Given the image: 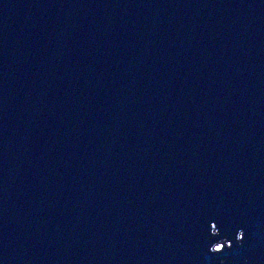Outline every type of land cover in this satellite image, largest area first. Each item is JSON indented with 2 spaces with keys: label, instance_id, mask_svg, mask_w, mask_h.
I'll use <instances>...</instances> for the list:
<instances>
[{
  "label": "water",
  "instance_id": "obj_1",
  "mask_svg": "<svg viewBox=\"0 0 264 264\" xmlns=\"http://www.w3.org/2000/svg\"><path fill=\"white\" fill-rule=\"evenodd\" d=\"M0 264H264V0H0Z\"/></svg>",
  "mask_w": 264,
  "mask_h": 264
},
{
  "label": "snow or ice",
  "instance_id": "obj_2",
  "mask_svg": "<svg viewBox=\"0 0 264 264\" xmlns=\"http://www.w3.org/2000/svg\"><path fill=\"white\" fill-rule=\"evenodd\" d=\"M243 236V235H242Z\"/></svg>",
  "mask_w": 264,
  "mask_h": 264
}]
</instances>
